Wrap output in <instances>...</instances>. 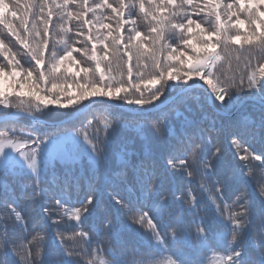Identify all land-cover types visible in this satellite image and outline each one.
<instances>
[{
	"label": "snow or ice",
	"instance_id": "snow-or-ice-1",
	"mask_svg": "<svg viewBox=\"0 0 264 264\" xmlns=\"http://www.w3.org/2000/svg\"><path fill=\"white\" fill-rule=\"evenodd\" d=\"M0 26L28 64L0 40V264H264V0H0ZM75 38L102 45L94 67ZM119 102L139 106V142L114 147ZM193 104L238 115L175 128ZM61 112L64 131H41Z\"/></svg>",
	"mask_w": 264,
	"mask_h": 264
},
{
	"label": "trees",
	"instance_id": "trees-1",
	"mask_svg": "<svg viewBox=\"0 0 264 264\" xmlns=\"http://www.w3.org/2000/svg\"><path fill=\"white\" fill-rule=\"evenodd\" d=\"M109 2L114 3V0H109ZM20 3H21V6H23V4L25 3V0H20ZM9 6L11 8V4ZM17 15L19 16L20 13H18ZM132 19L136 20L137 28L141 32L147 34V32L150 28V24L147 20H145V18L141 14L138 13V11H137V14L132 17ZM9 20L12 21L14 27L19 29V21L16 18H13L9 15ZM204 20H205V27H210L211 26V18L205 17ZM54 21H55V18H54ZM104 22L112 24L113 28H115V26H116L115 16H113L112 19H110V20H105ZM71 27H72L73 31H76L78 28V25L74 21L71 24ZM129 27H131V25L125 26V34H127V30ZM96 31H99L100 33L106 34L108 30L101 28L99 25H97L93 28V32L95 33ZM59 38H60L59 36L55 37V39H59ZM75 39L80 40V42L76 43V47L82 48L88 53L87 55H85L83 53H75V52L73 53V55L76 57V59L80 60V62H81L80 66L94 67V62L89 59L91 43L97 44V50L98 51H99V49L102 48V45L99 44V42H97V41L89 42L83 38H75ZM0 40H3L4 44L7 47L11 48L12 51L17 54L16 58L20 59L21 63H23L25 67H28V64L25 63V59H26L25 50L22 48L21 45L18 44V42L15 40L14 37L10 36V34L7 33V31L4 29L3 26H0ZM61 47H62L61 45H56V50L58 53H59ZM0 62H3L2 55H0ZM105 63H107V62H105ZM77 70H79V67H77ZM122 70H123L122 67L117 68L115 63L113 64V73H112L113 75L119 76V72ZM239 70L240 69L237 67V62L235 61V59H232L231 60V67H229V63L227 61L219 62L217 74L219 76H221V78H225V77H228V76H231L234 74H238ZM69 83H71V80H69ZM168 83L170 85H173L176 89L175 91H173L172 89H167L165 91V96L171 97L181 87H180V84L178 82H175V81H169ZM24 91L25 92L28 91L27 87H25ZM202 92H203V89H199L197 94H201ZM161 100H164L163 96L161 97ZM121 103H123V102H121ZM155 103L158 104L159 101H156ZM123 104L130 107V108H133V109H138V107H139V106H135V105H128L126 103H123ZM170 105H172V104H170ZM192 108H193V110L191 112H184V109L181 106L180 111L184 112V115L181 117L173 116V118L171 120L172 125L175 128H179L184 117H188L190 119H197V120L206 117L207 121L210 123L213 120V118H216L218 121L219 120L227 121L229 119L234 118L235 115H238V113H236L234 115L223 114V113L219 112L218 110L209 107L207 104H205L203 107H201L197 104H193ZM118 112H119V114H118ZM114 113H117L115 115L117 118H119L121 114H123L124 117H126V116L128 117V118H124V119H118L120 126L118 128V134L115 138L114 147L116 145H119L121 140H136L137 142H139V140H138V127L136 124V120L131 119V117L137 118L138 114L130 113L128 111L119 109L118 106H116ZM64 117H66V115L63 112H61V114H59V115L53 114V115L49 116L46 119V121H52V122L58 121ZM89 118L91 119L93 117L90 116ZM120 122H124L128 125L123 126L122 123H120ZM129 122H133V123H129ZM27 123L28 122L25 121V124H27ZM39 126H40L41 131H50L51 129H56V127L50 126V125H48L46 123H42V122H39ZM59 126H61V125H59ZM78 126H81V125L79 123H77L75 128H77ZM252 144L255 148L259 149L260 144H259L258 140L252 142ZM225 149H226V151H228L229 155H231L233 149L231 148V146L229 145L227 140H225ZM193 172H194V170H193ZM193 178L199 179V177L196 176L195 172L193 174ZM21 207L26 212V214H27L26 218L27 219H31V217L36 215L37 212L39 211L37 206L35 204L29 203L28 200H22L21 201ZM201 214L203 215L204 213L202 212ZM207 262H208V264H221L219 257L217 255H213L211 253L208 255Z\"/></svg>",
	"mask_w": 264,
	"mask_h": 264
},
{
	"label": "rangeland",
	"instance_id": "rangeland-1",
	"mask_svg": "<svg viewBox=\"0 0 264 264\" xmlns=\"http://www.w3.org/2000/svg\"><path fill=\"white\" fill-rule=\"evenodd\" d=\"M190 83H192V81H189ZM185 87H186V85H185ZM181 90V88L180 89H178L175 93H174V95L178 92V91H180ZM73 92H75V89H73ZM160 103V102H159ZM158 103V104H159ZM173 103V102H172ZM172 103H170V104H172ZM119 105H122V106H125V107H128V106H126V105H124L123 103H121V102H119L118 104H117V106L119 107V109H122ZM122 110H124V109H122ZM219 110V109H218ZM84 111L85 112H87L88 111V109H84ZM126 111V110H125ZM222 111V110H221ZM129 112V111H128ZM130 113H134V112H130ZM117 113H114V116L116 115ZM118 114H119V112H118ZM121 114V113H120ZM134 114H138V113H134ZM128 118L127 116L126 117H124V115L123 114H121L120 115V117L119 118H117L116 116H115V118L118 120V119H120V118ZM99 119H107V120H109V121H111L112 119H113V117H111V116H109V117H104V116H101V117H99ZM131 119H133V120H136V118H134V117H131ZM40 122H42V123H46V124H48V125H50V126H54V127H56V129H51L50 131H64V128H63V124L64 123H66L67 122V116L66 117H64V118H62L61 120H58V121H46V120H42V121H40ZM120 123H122V125L123 126H126V125H128V124H126V123H124V122H120ZM129 123H133V122H129ZM58 125V126H57ZM59 125H61V126H59ZM81 128V126H78L77 128H74V129H71L73 132H75V131H77L78 129H80ZM88 132H89V134H91V132H92V129H88Z\"/></svg>",
	"mask_w": 264,
	"mask_h": 264
},
{
	"label": "water",
	"instance_id": "water-1",
	"mask_svg": "<svg viewBox=\"0 0 264 264\" xmlns=\"http://www.w3.org/2000/svg\"><path fill=\"white\" fill-rule=\"evenodd\" d=\"M181 91H182V90L178 91L175 95H172L171 97H168V100L165 101V104L168 105V104L174 102L175 99L177 98V96L181 94ZM119 106H120L122 109L126 110V111L134 112V113H138V112H137V109H133V108H130V107H125V106H122V105H119ZM216 110H218V109H216ZM218 111L221 112V113H223V114H225V113H224L223 111H221V110H218ZM234 114H236V113H233V114H226V115H234Z\"/></svg>",
	"mask_w": 264,
	"mask_h": 264
},
{
	"label": "bare ground",
	"instance_id": "bare-ground-1",
	"mask_svg": "<svg viewBox=\"0 0 264 264\" xmlns=\"http://www.w3.org/2000/svg\"><path fill=\"white\" fill-rule=\"evenodd\" d=\"M173 104V103H172ZM168 105H170V104H168Z\"/></svg>",
	"mask_w": 264,
	"mask_h": 264
}]
</instances>
